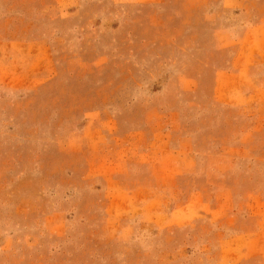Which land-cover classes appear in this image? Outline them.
<instances>
[{"label":"rangeland","instance_id":"1","mask_svg":"<svg viewBox=\"0 0 264 264\" xmlns=\"http://www.w3.org/2000/svg\"><path fill=\"white\" fill-rule=\"evenodd\" d=\"M0 264H264V0H0Z\"/></svg>","mask_w":264,"mask_h":264}]
</instances>
